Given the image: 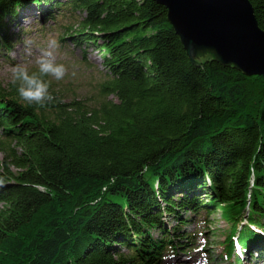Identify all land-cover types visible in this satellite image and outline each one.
Segmentation results:
<instances>
[{
	"label": "trees",
	"instance_id": "trees-1",
	"mask_svg": "<svg viewBox=\"0 0 264 264\" xmlns=\"http://www.w3.org/2000/svg\"><path fill=\"white\" fill-rule=\"evenodd\" d=\"M34 4L79 14L61 41L96 51L102 81L91 104L39 109L0 87V264H165L216 202L234 210L223 257L244 264L237 239L264 260V77L193 63L155 0H0L4 56Z\"/></svg>",
	"mask_w": 264,
	"mask_h": 264
},
{
	"label": "rangeland",
	"instance_id": "rangeland-1",
	"mask_svg": "<svg viewBox=\"0 0 264 264\" xmlns=\"http://www.w3.org/2000/svg\"><path fill=\"white\" fill-rule=\"evenodd\" d=\"M47 15L43 12V8L34 4L20 12L16 23L8 26L9 34H18L20 39L14 42L12 51L5 55L6 57L0 53V87H7L14 83L12 68L15 65L33 61L39 49L46 46L49 40L54 39L59 45L57 61L65 64L68 73L63 80L51 79V94L61 93L59 97L63 101L82 100L91 104L98 95V82L102 81L100 57L90 47L85 49L75 46L71 41H61L66 35V26H77L76 20L79 14L76 12V15H72L70 9L61 8V10H55V20L48 21ZM26 41L30 42L27 47ZM34 67V63L30 64V68ZM2 158L3 154L0 152V161ZM213 208L214 212L209 217L210 222L198 224L200 219L197 218L195 221L194 218V221L186 228L189 232L196 229L198 248L190 250L186 255L181 252L175 258L170 257L171 259L166 260L165 264H230L222 255V245L225 243L231 225L225 216L232 207L226 203L216 202ZM231 211L234 212L232 209ZM167 224L173 226V219L168 218ZM158 233L154 231L155 235ZM236 251H240L238 246ZM242 260L244 264H264V260L252 258L249 255L242 256Z\"/></svg>",
	"mask_w": 264,
	"mask_h": 264
},
{
	"label": "water",
	"instance_id": "water-1",
	"mask_svg": "<svg viewBox=\"0 0 264 264\" xmlns=\"http://www.w3.org/2000/svg\"><path fill=\"white\" fill-rule=\"evenodd\" d=\"M193 63L211 58L264 77V30L250 0H155Z\"/></svg>",
	"mask_w": 264,
	"mask_h": 264
},
{
	"label": "clouds",
	"instance_id": "clouds-1",
	"mask_svg": "<svg viewBox=\"0 0 264 264\" xmlns=\"http://www.w3.org/2000/svg\"><path fill=\"white\" fill-rule=\"evenodd\" d=\"M25 43L26 47L30 44L28 41ZM58 47L57 41L51 39L39 49L33 61L19 63L12 68L18 97L30 106H37V109L44 108L55 100L50 92L51 79L63 80L68 73L65 64L57 61ZM33 63L35 67L30 68Z\"/></svg>",
	"mask_w": 264,
	"mask_h": 264
},
{
	"label": "bare ground",
	"instance_id": "bare-ground-1",
	"mask_svg": "<svg viewBox=\"0 0 264 264\" xmlns=\"http://www.w3.org/2000/svg\"><path fill=\"white\" fill-rule=\"evenodd\" d=\"M183 254H185V255H186L187 253H186V252H183ZM244 255H245V254L243 253V256H244ZM172 258H173V257H172Z\"/></svg>",
	"mask_w": 264,
	"mask_h": 264
}]
</instances>
